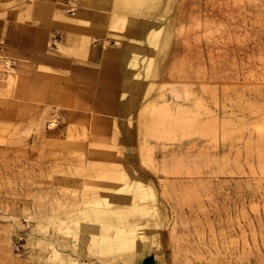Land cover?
Instances as JSON below:
<instances>
[{
    "label": "rangeland",
    "instance_id": "obj_1",
    "mask_svg": "<svg viewBox=\"0 0 264 264\" xmlns=\"http://www.w3.org/2000/svg\"><path fill=\"white\" fill-rule=\"evenodd\" d=\"M134 179L138 209L79 213ZM0 264H264V0H0Z\"/></svg>",
    "mask_w": 264,
    "mask_h": 264
},
{
    "label": "bare ground",
    "instance_id": "obj_2",
    "mask_svg": "<svg viewBox=\"0 0 264 264\" xmlns=\"http://www.w3.org/2000/svg\"><path fill=\"white\" fill-rule=\"evenodd\" d=\"M163 32H164L163 35H160L159 31H156V30H151L150 32L147 33L146 40L148 39L150 41L151 39L156 38L155 36L159 37L156 42H154V43L150 42L151 44L150 45L148 44L149 45L148 46L149 51L147 52V56L150 55V53L153 54L152 53L153 52V48H157V51L155 52V54L159 55L160 57H162V55H164L169 41H168V38H167L168 37V33L166 32L165 29L163 30ZM141 36H142V33L140 32V34L138 35L139 39H141ZM131 48H132L130 50L131 54L128 55L129 56V58H128L129 60L128 59L127 60H128V63L131 65L130 66L131 69H135L137 64H138L137 58L144 51V47H143L142 43H140V41H138L137 45L132 46ZM157 63H158V61L152 63L151 57H148V58L145 59V65L142 68V70L145 71L146 78L149 77V76H152V77L155 76L157 68H158ZM139 74L140 73H137L135 75V77L138 76ZM132 83H133V80L130 83L126 84L125 87L127 89H125V91H127L130 88ZM135 98H136V95H133V96H131L129 98L130 105L134 104V99ZM147 190L148 189H147L146 184H144V182L141 179H134L131 184L129 183L127 186H122L121 188H119V191L117 193V197L122 200L123 207H125V208H122V206L121 207H113V206H111V205H113V203H112L113 197L112 196H107V197H103L101 199H93V200L84 201L85 207L82 210H80L79 213L81 215H83V216H86L88 219L93 220V221L107 222L110 219H112L113 217H120L122 214L127 213L129 210L133 211L135 208L138 209V204L135 203V202L131 203V200L132 199H138V200H142L143 201L146 197L152 196V193L148 192ZM139 202H141V201H139ZM147 204H150V203H147ZM104 206H106L108 208H106ZM144 206H146V205H144ZM153 207L154 206H152V209H153V211H155L156 209L153 208ZM149 210H150V208L148 209V213L150 214L151 210H150V212H149ZM144 211H142V213ZM145 213H147V212L145 211ZM142 215L143 214H141V216ZM154 216H155V212H154ZM158 216L159 215H156V219H157ZM144 218L145 217H143V219ZM150 219H151V217H150ZM116 221H118V220H116ZM145 224H148V223H145ZM93 227L92 226L89 227V225H87V227H85V228L88 229L89 231H94L96 226H93ZM143 227H144L143 224L142 225H140V224L138 225L136 223H132V224L128 223V224H125L123 227H120V228L118 227V229L115 230V232H113L114 233L113 235H108L106 233L107 224H102L100 226V228H101L100 230H102L101 233H100V236H99L100 237V239H99L100 241H98L95 238L94 234L92 233L91 243H92V245H96L98 243L99 244L105 243L107 246H110L112 243H114V244H116L119 247L129 246L130 248H132L133 245H134L136 236L138 237V239H137L138 241H140V240L144 241L145 240L144 239L145 237L141 236V234H140L141 233L140 231L143 230ZM144 230H145V228H144ZM145 232H147V231L145 230ZM149 241L151 243L152 240H149Z\"/></svg>",
    "mask_w": 264,
    "mask_h": 264
},
{
    "label": "crops",
    "instance_id": "obj_3",
    "mask_svg": "<svg viewBox=\"0 0 264 264\" xmlns=\"http://www.w3.org/2000/svg\"><path fill=\"white\" fill-rule=\"evenodd\" d=\"M149 28V26L148 25H146V24H144V21L143 22H137V24L136 25H134L133 26V29L131 30V32L132 31H136V32H139V31H142L143 32V30L142 29H144L145 31H146V29H148ZM37 29H39V30H44L43 28H37ZM131 32H129V33H126L124 36H122V37H124L122 40H123V42H126V40H128V39H130L131 37H132V35L134 34V33H131ZM11 37H12V35H11ZM31 39L32 38H30V37H26L25 38V40H27V41H31ZM99 39H101V38H99ZM100 42H101V40H100ZM93 46L94 47H92V50H94V51H96L97 52V56L100 58L101 57V43H99L98 45H94L93 44ZM115 47H116V45L114 44L113 45V47L111 48L112 50H115ZM96 54V53H95ZM116 54V53H115ZM114 54V55H115ZM118 86V85H117ZM119 87V86H118ZM117 87V88H118ZM120 88V87H119ZM118 88V91H120V89ZM97 89H95V91H96Z\"/></svg>",
    "mask_w": 264,
    "mask_h": 264
}]
</instances>
